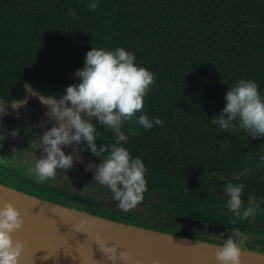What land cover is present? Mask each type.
<instances>
[{"label":"trees","instance_id":"1","mask_svg":"<svg viewBox=\"0 0 264 264\" xmlns=\"http://www.w3.org/2000/svg\"><path fill=\"white\" fill-rule=\"evenodd\" d=\"M89 2L0 0L4 108L22 102L27 86L43 98L58 100L93 47H122L134 53L137 66L156 76L145 97L144 113L163 121L150 130L126 122L120 130L126 137L122 145L145 164L148 191L143 202L169 218L185 216L229 231L239 228L248 237L244 251L264 256V240L259 239L264 228L258 226L264 224V162L260 160L264 137L253 138L244 130L223 132L211 122L239 79L255 81L264 97V0H96L95 11L87 7ZM70 10L76 12L75 18ZM91 122L99 133L97 145L115 142L114 130L95 118ZM1 127L9 134L17 131L27 139L24 149L36 151L31 146L36 135L23 122L6 116ZM76 147L86 161L99 164L89 150L80 151L85 142ZM228 183L244 184V205H259L254 218L240 221L226 207L220 191ZM0 184L137 228L215 246L225 240L178 223L111 211L77 184L39 182L10 164H0ZM100 190L111 200L108 188L100 186Z\"/></svg>","mask_w":264,"mask_h":264},{"label":"clouds","instance_id":"2","mask_svg":"<svg viewBox=\"0 0 264 264\" xmlns=\"http://www.w3.org/2000/svg\"><path fill=\"white\" fill-rule=\"evenodd\" d=\"M87 7L95 11L98 3L90 0ZM69 15L75 18L76 12L70 10ZM135 61V54L122 47L115 50L93 47L87 52L83 68L75 73L80 82L68 86L58 100L48 105V116L55 122L54 125L32 142V148L40 151L41 158L28 171L37 181L55 179L58 170L72 168L74 160L82 162L75 150L66 155L63 146L74 147L85 142V148L80 151L89 150L100 160L98 165L89 162L87 167L94 169L96 185L110 190L111 200L118 202L117 208L128 212L144 201V193L148 191L145 164L141 158H133L122 145L126 137L120 130L126 122L138 123L150 130L154 126H162L163 121L150 119L144 113L145 97L155 84L156 76L147 68L137 66ZM225 101L223 110L212 119L213 124L223 132L244 130L253 138L264 137V97L255 81L237 80L226 92ZM137 113H140L138 117ZM91 118L115 131L114 143L97 145L99 133ZM17 134V131L11 132L12 136ZM220 147L222 149L224 145ZM260 160L264 162V156ZM8 163V159L0 158V164L7 166ZM244 187L242 183H228L223 195L227 199L226 207L240 221L254 218L259 208L252 202L244 205L241 198ZM89 190L95 191V187H89ZM232 223L235 224L236 220ZM23 224L20 211L12 203L6 202L0 207V264H20L25 243L14 240L13 235ZM87 225L88 221L82 219L75 230L85 232ZM230 233L215 252L217 264H241L248 237L239 228ZM95 237L107 261L117 264L119 260L130 264L129 252L120 250L115 244H106L99 233Z\"/></svg>","mask_w":264,"mask_h":264},{"label":"water","instance_id":"3","mask_svg":"<svg viewBox=\"0 0 264 264\" xmlns=\"http://www.w3.org/2000/svg\"><path fill=\"white\" fill-rule=\"evenodd\" d=\"M6 202L12 203L24 220L22 228L13 235L14 240L25 243L20 264H111L99 248L96 233L106 244L129 252L130 264H196L215 256L219 247L93 216L0 184V207ZM82 219L88 221L86 231L77 232ZM175 221L224 239L232 232L185 216H177ZM242 254L264 257L247 251ZM117 264L123 262L117 260Z\"/></svg>","mask_w":264,"mask_h":264},{"label":"rangeland","instance_id":"4","mask_svg":"<svg viewBox=\"0 0 264 264\" xmlns=\"http://www.w3.org/2000/svg\"><path fill=\"white\" fill-rule=\"evenodd\" d=\"M72 83H77V76L75 73L71 74ZM54 101L46 99L35 93L30 86H27L26 96L22 102L13 103L10 110H6L0 101V158L8 159L9 163L14 169L32 175L29 173V168L34 167L35 161L41 158L40 151L26 150L23 145L27 139L21 138L18 134L12 136L1 127V121L6 116H12L17 120L23 122L30 132L36 135L39 139L43 136L44 131L54 125V121L50 120L48 116L49 107ZM129 133V129L127 130ZM29 142H32L30 139ZM75 150L81 157L82 162L74 160L73 167L68 170H58L55 179L45 182H53L60 184L63 181H69L72 184H77L88 196L92 197L99 205L107 206L111 211L121 212L117 208V201L109 200L104 197L100 190V186L96 185L94 181V169H89L88 161L84 159L82 154L77 149L76 145L63 146V151L66 155H70ZM34 176V175H32ZM89 187H95V191H90ZM220 195H224V189L220 191ZM141 220L149 219L154 221H161L163 223L170 222V224H177L174 218H169L164 213H156L150 209V203L142 202L136 209L128 211ZM221 237L218 235L217 238ZM259 239L264 240V235Z\"/></svg>","mask_w":264,"mask_h":264},{"label":"bare ground","instance_id":"5","mask_svg":"<svg viewBox=\"0 0 264 264\" xmlns=\"http://www.w3.org/2000/svg\"><path fill=\"white\" fill-rule=\"evenodd\" d=\"M215 256H208L206 258L200 259L196 264H215ZM241 264H264V257L253 256V255H241Z\"/></svg>","mask_w":264,"mask_h":264},{"label":"flooded vegetation","instance_id":"6","mask_svg":"<svg viewBox=\"0 0 264 264\" xmlns=\"http://www.w3.org/2000/svg\"><path fill=\"white\" fill-rule=\"evenodd\" d=\"M258 226H261V227H263V228H264V224H260V223H258Z\"/></svg>","mask_w":264,"mask_h":264}]
</instances>
